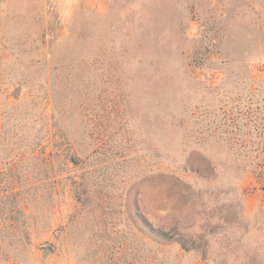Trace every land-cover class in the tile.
I'll return each instance as SVG.
<instances>
[{
    "label": "rangeland",
    "instance_id": "obj_1",
    "mask_svg": "<svg viewBox=\"0 0 264 264\" xmlns=\"http://www.w3.org/2000/svg\"><path fill=\"white\" fill-rule=\"evenodd\" d=\"M21 156L49 230L19 264H264V0H0Z\"/></svg>",
    "mask_w": 264,
    "mask_h": 264
},
{
    "label": "trees",
    "instance_id": "obj_2",
    "mask_svg": "<svg viewBox=\"0 0 264 264\" xmlns=\"http://www.w3.org/2000/svg\"><path fill=\"white\" fill-rule=\"evenodd\" d=\"M55 128L52 138L44 142H51L53 147H58L59 142H62L65 160L77 165L75 154L69 149L63 132L58 126ZM37 146L40 147L41 143L38 142ZM28 158L21 156L4 164L0 162V264H19L27 255L29 258L33 236L49 230L48 227L39 228L33 224L42 215V208L38 206L44 200L48 180L34 179L30 173H26L21 164ZM46 163L47 158L44 159ZM148 228L163 241L173 240L168 233L150 226Z\"/></svg>",
    "mask_w": 264,
    "mask_h": 264
}]
</instances>
